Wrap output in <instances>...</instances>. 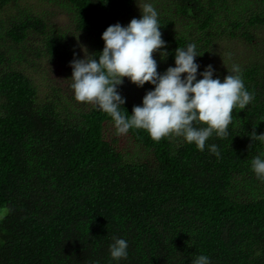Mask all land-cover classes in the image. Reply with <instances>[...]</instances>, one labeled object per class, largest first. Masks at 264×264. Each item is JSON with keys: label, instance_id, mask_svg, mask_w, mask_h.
Returning a JSON list of instances; mask_svg holds the SVG:
<instances>
[{"label": "trees", "instance_id": "16d2710c", "mask_svg": "<svg viewBox=\"0 0 264 264\" xmlns=\"http://www.w3.org/2000/svg\"><path fill=\"white\" fill-rule=\"evenodd\" d=\"M21 1L0 0V264H192L201 254L211 264H264V182L251 170L264 143L249 136L255 127L264 133V0H171L196 32L166 35L173 22L158 20L171 61L177 47L195 43L203 71L201 57L217 36L241 39L250 60L232 52L230 65L242 68L255 99L233 110L229 134H213L204 151L130 129L146 152L136 159L107 137L114 123L94 105L77 106L61 87L40 98L18 63L32 55L72 72L77 44L46 11ZM38 1L68 13L91 53L102 51L108 26L140 17L136 0ZM29 37L36 47L20 49ZM118 91L128 116L141 104ZM113 237L127 241V259L110 258Z\"/></svg>", "mask_w": 264, "mask_h": 264}, {"label": "clouds", "instance_id": "9594fccd", "mask_svg": "<svg viewBox=\"0 0 264 264\" xmlns=\"http://www.w3.org/2000/svg\"><path fill=\"white\" fill-rule=\"evenodd\" d=\"M136 2L140 17L133 18L127 25L118 22L108 26L101 36L102 51L89 53L87 47L81 45L83 58L73 51L69 66L74 99L92 104L110 116L118 135L130 129H143L154 142L179 137L204 151L206 141L213 134L218 138L229 134V126H234L233 110L248 107L255 99L254 94L246 89L238 64L226 66L228 75L223 80L215 76L211 64L198 71L201 66L196 58L201 55L195 43L177 47L175 66L158 72L154 53H159L161 59L169 55L158 23L159 13L148 0ZM125 78L138 88L146 83L153 86L144 95L142 104L133 106L128 116L120 110L126 99L118 91ZM255 128L249 133L252 143H264V133L257 134ZM207 147L209 154L220 157L218 145ZM251 170L264 182V153L252 159ZM109 255L117 262L127 259V241L113 237ZM192 264H211V260L201 254L192 259Z\"/></svg>", "mask_w": 264, "mask_h": 264}, {"label": "rangeland", "instance_id": "374dc122", "mask_svg": "<svg viewBox=\"0 0 264 264\" xmlns=\"http://www.w3.org/2000/svg\"><path fill=\"white\" fill-rule=\"evenodd\" d=\"M148 2L152 3L154 8L158 11V20L168 18L173 22V25L165 30L166 35L178 37L185 36L186 34L191 38L196 35L195 29L188 21L179 17L176 6L171 0H148ZM21 5L23 7H29L35 14L41 15L46 11L47 15L52 20L65 29V32L73 35L77 44L75 51L79 54L80 58H83L84 55L81 51V45L87 47L88 52L91 53L86 37L75 30L73 20L68 13L58 9L53 13L56 7L52 6L47 1L23 0L21 1ZM135 11L141 15L137 2L135 4ZM262 32L264 33V30ZM260 35L262 34L260 33ZM29 44L34 48L36 47L34 40L29 37L25 45H20L19 48L27 49ZM41 45L42 44H40V47ZM248 50H251V48L247 47L241 39L222 34L217 36L210 44L208 50L203 53L201 62L203 66L211 64L217 73H224L227 71L226 66L228 68L231 66L230 64L233 59L231 60L230 55H232V52L237 53V55L241 57V60H245V58L250 60V55L246 53ZM154 58L157 60L158 72L160 73H163L169 66H175L169 55L166 59H161L159 53H154ZM17 66L25 68L26 73L33 79L40 98L45 99L53 93L54 89L59 87H61L64 92H68L70 95L74 96L70 87L72 83L70 79L72 72H69L62 64L54 65L46 59H38L31 55L21 63H18ZM119 87L131 101L139 104H142L144 95L149 91L145 85L143 88H138L135 84L131 83L128 78H125L124 83ZM71 100L72 99H69L68 102H64V104L70 103ZM79 105L82 106L83 103L77 102V106ZM107 137L111 140L118 139V147L128 152L129 158L136 159L146 154L144 148L140 144L134 142L127 133L118 135L115 126L112 124L107 127Z\"/></svg>", "mask_w": 264, "mask_h": 264}]
</instances>
